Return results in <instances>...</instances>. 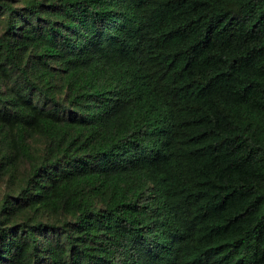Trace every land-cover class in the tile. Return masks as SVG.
Returning a JSON list of instances; mask_svg holds the SVG:
<instances>
[{"label":"trees","instance_id":"16d2710c","mask_svg":"<svg viewBox=\"0 0 264 264\" xmlns=\"http://www.w3.org/2000/svg\"><path fill=\"white\" fill-rule=\"evenodd\" d=\"M0 264H264V0H0Z\"/></svg>","mask_w":264,"mask_h":264},{"label":"rangeland","instance_id":"374dc122","mask_svg":"<svg viewBox=\"0 0 264 264\" xmlns=\"http://www.w3.org/2000/svg\"><path fill=\"white\" fill-rule=\"evenodd\" d=\"M6 183H7V180H6V179L3 180V182L1 183V185H2V190H3L4 186L6 185Z\"/></svg>","mask_w":264,"mask_h":264}]
</instances>
